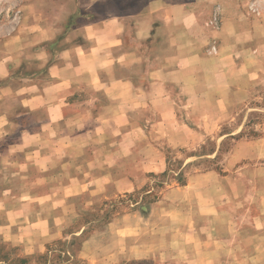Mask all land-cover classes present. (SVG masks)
Returning a JSON list of instances; mask_svg holds the SVG:
<instances>
[{"label":"rangeland","instance_id":"374dc122","mask_svg":"<svg viewBox=\"0 0 264 264\" xmlns=\"http://www.w3.org/2000/svg\"><path fill=\"white\" fill-rule=\"evenodd\" d=\"M78 1L103 7V18L112 19L111 0H75V6L0 0V26L9 32L31 34L38 23L40 34L53 33L24 51L17 42L3 45L0 36V53L26 54L8 77L0 76V89L17 90L1 96L0 112L12 120L30 112L26 105L37 98L28 83L35 77L44 106L24 128L53 135L44 140L56 144L58 156L66 151L41 158L12 148L1 159L0 264H264V0H165L160 15L145 14L153 16L149 26L126 33L127 46L103 45L104 63L121 58L109 68L97 58L103 80L121 78L142 95L129 109L133 122L119 130L101 118L126 109H106L110 89L52 93L47 61L35 66L27 57L81 38L80 18H94L95 8L88 13ZM144 29L148 35L140 39ZM176 70L183 72V89L173 83L180 79ZM195 100L201 107L191 119ZM216 100L224 104L221 112L193 124L217 111ZM14 107H20L16 116ZM170 132L187 142L169 144ZM133 135L155 152L137 150ZM64 137L74 138L69 148ZM179 173L183 185L174 179ZM149 191L156 199L144 202Z\"/></svg>","mask_w":264,"mask_h":264},{"label":"crops","instance_id":"0c3cea01","mask_svg":"<svg viewBox=\"0 0 264 264\" xmlns=\"http://www.w3.org/2000/svg\"><path fill=\"white\" fill-rule=\"evenodd\" d=\"M75 0H63L65 2L66 6H69L70 4L74 3ZM93 1V0H90ZM97 1V0H96ZM112 1V6L106 11H108V14L111 15L112 19H104L103 17V10L101 7L96 5V7H93L91 4H88L85 6L84 4L82 5L81 1H78L79 7L80 8H85L87 12L93 13V8H95V14L94 18L89 17L87 20H84V18H80V29H82V36L78 40H76V43L74 45L72 43H63L65 46L59 50L55 51L52 47L45 49L40 52L34 51L31 56L27 57L32 59V64L35 66H40L39 61L41 60H46L47 61V80L49 79L53 84H49L51 88L53 89L54 92L52 93H62L65 95H71L72 93L78 91L80 88L89 86L92 88H95L97 90H111V95H110V104L106 109H111L113 107H120L121 105L125 106L126 109L124 111H119L115 112L112 114L105 115L102 113L101 118L103 121H110V124L114 126V128L117 127V130L119 128L123 129L124 127L127 128V125L129 126L131 124V121L133 117L130 115L131 111L129 109H132L137 105L135 104L136 100L137 102L142 100V95L141 93H136L135 90L133 89V86L125 81L121 80V78H113V80L110 83H106L103 80L104 75L100 73L99 69L97 68V58L100 57V63H104L103 55L104 52L101 51V47L103 45L107 46V50L111 51L114 48H117L121 45V42L123 45L127 46V34L132 33L135 28L137 27H144L145 24L149 26L150 23H146V21H151L153 20V16L151 20L145 16V14L148 12V10H155L152 11L154 16H156L157 12H159V15L162 13V11L165 10L163 7L164 1L165 0H137L136 3H133L131 0H111ZM75 6V3H74ZM111 11V14L109 12ZM103 13V14H102ZM125 14H132V15H139V19L137 21H132L127 18H125ZM83 17L84 14H81ZM161 19V17H159ZM32 30L30 31H25V29L19 30L17 33L15 32H9L8 28L6 26H0V36H2V41L3 45L9 44L10 41L12 42H17L18 43V48H25L28 47V43L32 42L31 46H36L37 44L39 45L40 42L50 39L52 34L50 30H47L46 32L43 31L40 34V27L39 24L33 23L31 26ZM146 28V27H144ZM27 30V29H26ZM118 30V32H116ZM150 30V29H149ZM148 30V31H149ZM159 30V29H158ZM122 31L121 35V40H118L119 38V32ZM146 29L143 30V34L140 33L138 37L140 39H143L146 36L147 32H145ZM116 32V33H115ZM148 35V34H147ZM179 37V36H178ZM123 38V39H122ZM177 42H180L178 38H176ZM67 42H69V39H67ZM61 43V42H60ZM155 45H160V41H157ZM21 52L20 54L13 53L11 51L0 53V76L5 77L9 76V72L11 71V68L15 63L18 62V60L21 59V55H26L24 52ZM115 58V57H111ZM37 60V61H36ZM121 61V58H117L114 61ZM138 60V59H137ZM179 60V59H175ZM114 61L105 62L102 64L104 68H109ZM35 63V64H34ZM16 66V65H15ZM45 72V73H46ZM111 76V74H108ZM114 75V74H113ZM175 75L179 77V81H173L176 86H180L181 89L182 86H187L186 82L183 79V72L181 70H176ZM163 76V75H162ZM105 78V77H104ZM163 78V77H161ZM36 78L33 77L31 80V83H28L31 89V93L34 94L35 97L33 99L37 98V100H34L28 108H30V112H26L25 114H22L21 118L17 119H10L8 116L5 115V112L2 113L0 112V145H4V150L0 149V161L3 159V157H7L10 150L12 148L13 152L15 154L19 155L25 153L26 151H30L31 154L34 153L35 156L37 157H49V158H55L57 155L55 145L52 147L48 146L49 140H44V135L47 137V139H50V137L53 135H50L48 133L44 134L42 132H38L36 134H28V130L30 128H24V125H31V123L39 118L40 111L43 110L44 106L43 102L39 101L40 97V89L38 88V85L36 84ZM28 79H24L23 82H27ZM175 86V85H174ZM46 88V87H45ZM45 88H43V92L45 91ZM57 88V89H54ZM24 89V88H23ZM134 91L135 94H130V95H125L124 91ZM15 90L14 92H16ZM12 93L13 90L11 88H1L0 89V99L1 96H3L5 93ZM13 92V93H14ZM38 95V96H37ZM145 96V94H144ZM141 98V99H140ZM217 102H214L215 105L212 107V109L216 110L215 112H206L203 114L202 117H199V121L197 123L193 124H198L201 126L204 122L216 117L224 107V104L221 105L218 100ZM213 103V104H214ZM24 105V104H23ZM66 104H59V106L63 107ZM25 106V105H24ZM223 106V107H222ZM59 107V108H60ZM61 107V108H62ZM201 107L200 102L195 100V102L188 107V117L193 119L194 115L197 114L198 109ZM47 108V107H46ZM48 109V108H47ZM20 107H14L11 112L14 111L13 116H16V114L19 112ZM22 111H26V109L22 108ZM83 112V111H82ZM9 114V113H8ZM134 116V115H133ZM32 119L31 122H27L28 120ZM72 119H70L71 121ZM33 125H37L36 123H33ZM196 127H199V126ZM23 126V127H22ZM38 126V125H37ZM79 137V136H78ZM86 138L88 135L86 134ZM84 137V138H85ZM55 138V137H53ZM64 142L67 141V143L64 145V148H69L71 146L72 141H74V138H68L64 137ZM27 140L28 142H31L30 144L27 145ZM81 140V138H78V141ZM133 142L134 146L137 147L136 149L140 148H150L151 152H155L154 149H152L151 146L145 140L140 137V136H135L133 135ZM166 140L169 144L171 145H179V144H185L187 142L186 139H180L179 141V134L178 132L172 133L170 132L166 136ZM37 142V143H36ZM92 142V141H91ZM90 143V142H89ZM88 143V144H89ZM97 144V143H95ZM8 146L10 148H8ZM136 150V151H137ZM4 151V153H2ZM66 152V151H65ZM65 152L61 153L58 157L61 155L64 157ZM33 154V155H34ZM135 155V154H134ZM128 160H130L132 157L131 155L128 156ZM94 159L92 165L95 164V158L94 156L91 157ZM72 181V178L70 179ZM69 180V181H70ZM68 187V183L65 186V188ZM66 190V189H65ZM2 196L0 194V201L2 200ZM0 210L4 209L1 208ZM15 242H18L17 239L14 240Z\"/></svg>","mask_w":264,"mask_h":264},{"label":"trees","instance_id":"16d2710c","mask_svg":"<svg viewBox=\"0 0 264 264\" xmlns=\"http://www.w3.org/2000/svg\"><path fill=\"white\" fill-rule=\"evenodd\" d=\"M174 179L177 181V183H179V184H181V185H183L184 182H185L184 179H183V177H182V175H181V173H179L178 176L175 177ZM151 197H152V200L148 201V198H151ZM154 199H156V196L154 195L153 192H150V191H149V193L146 194V197H145V199H144V202H151V201H153ZM109 217H110V214H109V213H105L104 216H103L102 218L105 219V220H108ZM83 232H85V231H83ZM81 235H82V234H81ZM74 239H77V238H74ZM65 243H66V242H65ZM63 244H64V243H63Z\"/></svg>","mask_w":264,"mask_h":264}]
</instances>
